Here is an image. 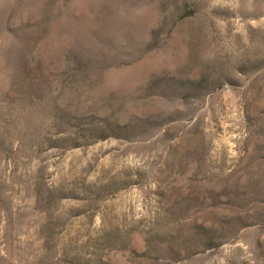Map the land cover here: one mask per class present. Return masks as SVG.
<instances>
[{
	"label": "rangeland",
	"instance_id": "rangeland-1",
	"mask_svg": "<svg viewBox=\"0 0 264 264\" xmlns=\"http://www.w3.org/2000/svg\"><path fill=\"white\" fill-rule=\"evenodd\" d=\"M0 264H264V0H0Z\"/></svg>",
	"mask_w": 264,
	"mask_h": 264
}]
</instances>
